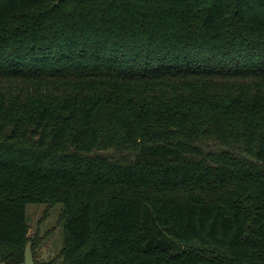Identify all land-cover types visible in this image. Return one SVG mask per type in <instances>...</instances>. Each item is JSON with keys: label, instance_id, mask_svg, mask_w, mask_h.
I'll use <instances>...</instances> for the list:
<instances>
[{"label": "trees", "instance_id": "obj_1", "mask_svg": "<svg viewBox=\"0 0 264 264\" xmlns=\"http://www.w3.org/2000/svg\"><path fill=\"white\" fill-rule=\"evenodd\" d=\"M52 202L62 264H264V0H0V263Z\"/></svg>", "mask_w": 264, "mask_h": 264}, {"label": "rangeland", "instance_id": "obj_2", "mask_svg": "<svg viewBox=\"0 0 264 264\" xmlns=\"http://www.w3.org/2000/svg\"><path fill=\"white\" fill-rule=\"evenodd\" d=\"M63 217L64 209L61 202L37 203L27 206L29 238L35 244L39 264H62L61 251L65 236ZM23 264H35L31 244L27 246Z\"/></svg>", "mask_w": 264, "mask_h": 264}]
</instances>
